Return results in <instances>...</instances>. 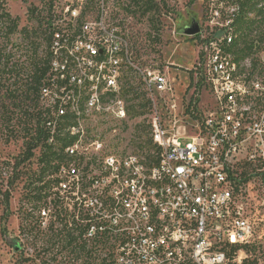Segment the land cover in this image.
Returning <instances> with one entry per match:
<instances>
[{
  "label": "built area",
  "instance_id": "obj_1",
  "mask_svg": "<svg viewBox=\"0 0 264 264\" xmlns=\"http://www.w3.org/2000/svg\"><path fill=\"white\" fill-rule=\"evenodd\" d=\"M132 8L128 0H54L47 11L42 124L51 146L69 136L54 195L83 210L87 238H104L116 264H264L249 189L256 181L264 187V16L244 43L252 58L233 71L227 26L239 3L207 0L194 70L210 109L196 114L189 131L179 126L185 111L170 66L136 63L110 12ZM120 60L130 68L120 69ZM97 73L106 74L105 84L96 83ZM82 79H90L88 113L72 106ZM122 82L132 94L122 93ZM140 100L144 115L156 117L149 133L160 155L140 148L129 119ZM68 114L78 125H67ZM50 211L40 210V218Z\"/></svg>",
  "mask_w": 264,
  "mask_h": 264
},
{
  "label": "rangeland",
  "instance_id": "obj_2",
  "mask_svg": "<svg viewBox=\"0 0 264 264\" xmlns=\"http://www.w3.org/2000/svg\"><path fill=\"white\" fill-rule=\"evenodd\" d=\"M49 1L0 0V14H10L18 22V29L12 35L11 25L7 22L0 23V264H20L22 255L31 257L34 254V249L20 235L23 216L39 218L43 222V228L54 219L50 211L51 217L42 220L39 212L45 206L39 204L37 208L35 203L27 204V200L24 199L29 190L41 186L38 179L40 150L36 151L34 159L21 165L19 170H14L15 163L24 152V141L28 130L35 125L36 112L40 110L39 102H14V97L19 95L20 90L16 83L27 79L32 70L31 64L36 57L44 56L45 44L41 42L42 39L38 40L40 46L37 49L29 45V37L36 38L44 34L41 23L47 17ZM136 1L138 4L135 3L132 9L110 11L113 20L117 21L128 35L136 63L142 67L170 66L171 78L185 111V115L179 118V126H186L192 131L196 123L192 111L195 114H207L210 109V98L207 90L199 82L197 71L194 70L200 41L196 37L184 35L183 29L194 19L203 26L207 0H198L194 3H191V0H156L159 10L147 15H143L140 9L144 1ZM128 2L132 1L128 0ZM190 102H192L190 108L192 111L190 110L189 113L187 108ZM145 118L131 119L136 125V134L142 136L140 142L143 146V143L150 139ZM50 172V175L47 174L44 178V182L47 183V191L53 193L56 170L50 169ZM249 189L250 210L259 227L258 242L264 245L262 222L264 187L256 181ZM19 245L25 249L16 250ZM114 252V248H106L97 253V256L99 254L102 258H106ZM54 257L56 261H53ZM42 258L51 264H66L67 260L65 256L55 252L42 253ZM114 258H111V261Z\"/></svg>",
  "mask_w": 264,
  "mask_h": 264
},
{
  "label": "trees",
  "instance_id": "obj_3",
  "mask_svg": "<svg viewBox=\"0 0 264 264\" xmlns=\"http://www.w3.org/2000/svg\"><path fill=\"white\" fill-rule=\"evenodd\" d=\"M131 1L132 6L138 2L136 0ZM143 1L144 3L140 7V9L142 10L141 13L143 15H147L152 12L155 13L159 10V6L156 0H142V2ZM196 1L198 0H191V3H194ZM53 2L54 0L49 1L48 11H50ZM262 2H264V0H237V3L240 4L243 12L239 26V30L241 31L242 36L241 38L244 41L243 43H245L246 39L250 40V37L252 36V26L253 28H260L261 25L260 23L257 24L256 19L252 20L250 18H247L246 14H248L249 12H254L257 9L258 4ZM0 15V23H9V25H11L10 34H14L18 29L17 19H13L10 14ZM153 27L155 28V25H153ZM42 30L44 31V34L41 37H29V45H31V47L35 46L38 49L40 46V43L38 42L39 39H42V43H47L48 28L43 26ZM27 32L28 31L26 30V33ZM247 48L248 47H246V49ZM31 65L32 70L27 79L25 81H21V83H16L19 85L20 90L18 91L19 95H17L16 92L15 95L17 96L14 97V102H39V92L42 80L48 72V58L46 56V49L44 52V56L41 58L36 57L33 60V64ZM128 83L129 82H127L126 86L128 87L129 85V87H126L124 94H132L131 83ZM133 99L137 100L139 98L135 97ZM146 105V102L143 100L142 102L138 103V108H131L129 110L130 118L135 119L144 116L142 109L145 108ZM191 106L192 102H190L187 108V111L189 113L191 110ZM35 110L36 107L34 111ZM25 113L27 114V112ZM192 113V117L196 120V114L193 111ZM36 115V123L35 125L31 126L30 130H28L27 136L24 141V152L21 156H19L17 163H15L14 170H19L21 165L34 159L36 151L40 150V169L38 171V179L41 186L29 190L24 199L27 200V204L35 203L37 205V208H39V204H43L46 209L51 210L53 214L52 217L54 219L47 227L43 228V222L39 218L34 219L28 215L23 216L22 223L20 225V235L23 236V238L27 240V244H29L32 249H34V254L31 257H24V255H22L19 263L51 264L44 261V259L42 258V253L50 254L55 252L60 253V255L62 256H65V258L67 259L66 264H116L114 259L111 261V258H114V253L109 254V256H107L106 258H102V256L99 254L97 256V253L102 252L104 249L101 246L104 238H102L100 235H97L93 240H89L87 238L89 226L86 224L87 217L83 210H80L77 207L70 208V204L68 202H65L64 204L61 203L57 196L54 195V193L47 191V183L44 182V178L47 174L50 175V169H55L57 173L59 164H61L65 159L64 147L67 145V143H69V136L67 135L68 137H65V135H61L58 146L49 145L47 143L48 133L43 128L42 124L43 115L41 110L37 111ZM69 123L70 119L67 118V125ZM139 136L141 140L142 136ZM151 141L152 140L150 138L143 143L144 146L149 150L148 152H150V150H153L154 148L159 152L158 147L153 144V141L151 143ZM140 147H143L142 142H140ZM18 247V251H22V249H25L22 245H19ZM56 249L60 250L56 251ZM94 254L96 255L93 256ZM53 261H56V257L53 258Z\"/></svg>",
  "mask_w": 264,
  "mask_h": 264
},
{
  "label": "bare ground",
  "instance_id": "obj_4",
  "mask_svg": "<svg viewBox=\"0 0 264 264\" xmlns=\"http://www.w3.org/2000/svg\"><path fill=\"white\" fill-rule=\"evenodd\" d=\"M242 15H243L242 8L239 4L237 15L235 16L234 20L231 21L227 26V45H229V53L235 54L234 59H231V67H232L233 71L242 70V66L245 65L246 61L250 60L253 56V47H248L247 49L246 48L243 49L244 48V43H243L244 41L241 38L242 37L241 31L239 30ZM246 15H247V18H250L252 20L256 19L257 24H259V23L261 24V19L264 16V2L258 4L257 9L254 12H249ZM249 35H251V34H249ZM251 37H250V39H251ZM237 51H240V52L237 53ZM129 68H130V61L129 60H120V69H129ZM105 81H106V74L105 73H97L96 83L97 84H105ZM126 85H127V82H122V93H124V91L127 87ZM88 94H90V79H82L81 89H79L78 95L75 96L74 99H72V106H74L75 109H79V112H81V113H88ZM142 117H146L145 120H147L146 126H147L148 130L149 131H155V129H156V117H154V114H146ZM67 118L70 119V123L68 125H78V116L77 115L68 114ZM144 123H145V121H144ZM148 134L150 135L149 132H148ZM65 137H68V136L65 135ZM150 138H151V136H150ZM151 140H152V138H151ZM151 143H152V141H151ZM153 144L156 145L155 143H153ZM156 146L158 147L159 152L154 148L153 150H150L151 155H160V147L158 145H156ZM149 147H151V146H149ZM140 148L145 149V151H149L147 149V147H145V146L140 147ZM145 168H152V161H145Z\"/></svg>",
  "mask_w": 264,
  "mask_h": 264
},
{
  "label": "water",
  "instance_id": "obj_5",
  "mask_svg": "<svg viewBox=\"0 0 264 264\" xmlns=\"http://www.w3.org/2000/svg\"><path fill=\"white\" fill-rule=\"evenodd\" d=\"M201 32V25L197 20H193L189 26H186L183 29V34L190 37H195ZM16 250H19V247L17 246L15 248Z\"/></svg>",
  "mask_w": 264,
  "mask_h": 264
}]
</instances>
